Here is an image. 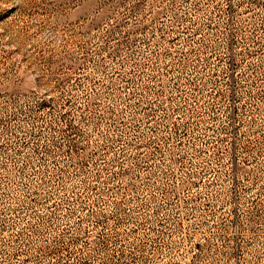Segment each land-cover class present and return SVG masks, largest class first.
<instances>
[{
	"label": "rangeland",
	"instance_id": "374dc122",
	"mask_svg": "<svg viewBox=\"0 0 264 264\" xmlns=\"http://www.w3.org/2000/svg\"><path fill=\"white\" fill-rule=\"evenodd\" d=\"M0 264H264V0H0Z\"/></svg>",
	"mask_w": 264,
	"mask_h": 264
}]
</instances>
